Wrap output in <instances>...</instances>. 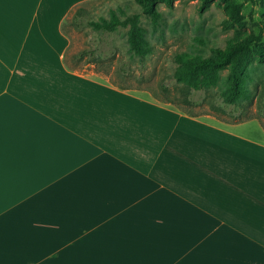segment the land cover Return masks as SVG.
Segmentation results:
<instances>
[{"label":"crops","instance_id":"crops-1","mask_svg":"<svg viewBox=\"0 0 264 264\" xmlns=\"http://www.w3.org/2000/svg\"><path fill=\"white\" fill-rule=\"evenodd\" d=\"M87 1L0 0V264H264L262 124L76 70Z\"/></svg>","mask_w":264,"mask_h":264},{"label":"rangeland","instance_id":"rangeland-1","mask_svg":"<svg viewBox=\"0 0 264 264\" xmlns=\"http://www.w3.org/2000/svg\"><path fill=\"white\" fill-rule=\"evenodd\" d=\"M229 1L240 5V15L246 22L243 28L229 22L223 0H213L204 9L200 6V0H176L170 7L159 3L157 10L161 18L156 26L141 14L140 24L146 48L149 50L144 57L130 52L127 29L119 28L109 40L114 54L107 58L98 55L78 58L77 54L86 49L97 46L107 49V43L89 27L77 30L68 22L64 31L72 38L67 55L72 61L69 64L82 73L99 75L113 86L144 93L186 115L202 118L209 116L228 124L243 121L250 115L252 119L264 124V119L257 113L264 102V60L253 61L247 67L244 85L248 89L249 98L246 96L233 106L232 114H225L218 109L221 106L220 94L225 89L224 72L219 75L216 86L206 92L193 93L194 100H198V96L203 97L200 105L190 106L185 103L183 84L177 85L173 79L176 56L208 57L211 48H223L237 34L261 35L259 46L264 49V27L262 31L257 25L264 22V0ZM79 6L83 8L81 14L86 20H97L100 16L109 17L111 10L119 14L120 9L126 15L140 13V8L133 0H91ZM255 126L256 122L253 120L252 130H249L251 127H240L236 131L260 138L254 130Z\"/></svg>","mask_w":264,"mask_h":264},{"label":"trees","instance_id":"trees-1","mask_svg":"<svg viewBox=\"0 0 264 264\" xmlns=\"http://www.w3.org/2000/svg\"><path fill=\"white\" fill-rule=\"evenodd\" d=\"M175 1L133 0L140 8V13L126 15L119 9V15L115 10H111L109 17L100 16L97 20H86L81 14L84 11L83 8L80 6L75 7L69 13V17L64 23L70 22L77 30L89 27L90 30L96 32V35L100 39L103 38L107 43V49L97 46L94 49L83 50L75 56L81 58L83 56L98 55L107 58L108 55L114 54L113 48H111V44L109 43L110 36L119 28H123L127 29V41L130 52L135 56L144 57L149 50L146 48L143 28L140 24L141 14L149 18L151 24L156 26L161 18L157 10L158 4L163 3L170 7ZM211 1L213 0H200L201 8L208 7ZM223 3L224 10L230 18L229 22L238 28H243L246 22L240 15V5L229 0H223ZM257 25L263 31L264 22H259ZM260 37L261 35H254L252 33L237 34L229 39L223 48H211L208 57L200 55L176 56L174 61L176 69L173 79L177 85L183 84L182 89L185 90V103L190 106L202 104L203 97L198 96V100H194L193 93L206 92L208 89L216 86L219 75L224 72L225 89L220 94L219 101L221 102V106L218 109L225 114H232L233 106L242 98L248 96V89L244 85L247 67L253 61L261 62L264 60V49L259 46ZM123 64L125 65V63ZM247 111L249 112V110ZM257 113L264 119V102L259 107ZM240 114L241 112L238 113V115ZM250 119L252 118L249 115L244 120ZM262 126L264 127V124Z\"/></svg>","mask_w":264,"mask_h":264}]
</instances>
